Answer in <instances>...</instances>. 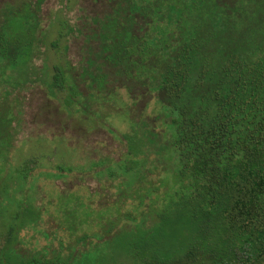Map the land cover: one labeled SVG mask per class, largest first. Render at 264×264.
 <instances>
[{"label":"trees","instance_id":"16d2710c","mask_svg":"<svg viewBox=\"0 0 264 264\" xmlns=\"http://www.w3.org/2000/svg\"><path fill=\"white\" fill-rule=\"evenodd\" d=\"M109 1L111 12L98 20L99 51L79 74L88 96L77 83L67 85L71 67L59 68L53 84L66 91L67 106L82 96L128 116L127 188L104 206L79 191L57 195L73 230L103 228L95 235L100 244L79 258L19 249L18 232L36 221L31 208L16 225L1 220L0 264H264V0ZM14 12L22 16L18 26L37 35L38 12L29 4ZM7 23L0 60L23 69L34 52L19 58L22 39ZM136 89L150 96L153 126L145 109L132 118L144 98ZM0 121L2 175L8 137L1 129L11 113ZM120 198L130 201L128 210L108 218L121 213ZM101 207L100 216H88Z\"/></svg>","mask_w":264,"mask_h":264},{"label":"rangeland","instance_id":"374dc122","mask_svg":"<svg viewBox=\"0 0 264 264\" xmlns=\"http://www.w3.org/2000/svg\"><path fill=\"white\" fill-rule=\"evenodd\" d=\"M38 1L0 0V27L8 20L9 33L17 32L22 39L19 58L25 57L23 53L30 57L34 52L23 69H12L0 60V120L11 113L10 124L3 123L1 129L8 140L5 150L2 148L7 159L0 175V211L4 216L0 221L4 219L6 227L16 225L24 218V209L31 208V217L35 216L36 221L18 232L19 249L27 254L44 250L49 259L79 258L100 244L102 240L96 236L103 234V228L73 230L66 222V214L56 207L55 198L79 191L87 194L90 202L96 201L97 206L115 200L128 185L124 137L132 134V125L125 112L113 104L76 96L75 103L67 106L66 91L55 88L53 83L59 68L71 67L74 79L68 80L67 85L77 83L78 91L88 96L89 89L79 74L87 60L99 51L98 20L111 12L114 1L42 0L37 8ZM26 4L38 12L37 35H32L27 25L18 26L16 17L22 16H16L14 11ZM143 92L136 89L135 93ZM145 94L133 108L132 118L138 121L140 111L144 113L145 109L144 118L153 126L151 109L145 108L150 96ZM121 100L131 102L124 91ZM87 108L95 114L93 117L87 116ZM118 108L122 109L120 105ZM1 125L0 121V128ZM150 159L154 155L149 162ZM151 179L154 181L155 175ZM70 199L75 201L73 194ZM120 199L122 203L123 198ZM121 203V213L108 218H122L130 201ZM104 211L102 207L91 208L87 214L95 217ZM85 234L89 238L83 243L79 238Z\"/></svg>","mask_w":264,"mask_h":264}]
</instances>
